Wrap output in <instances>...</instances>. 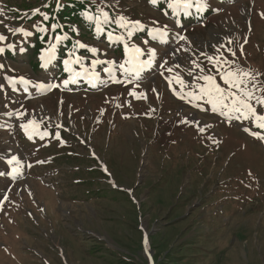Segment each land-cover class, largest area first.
Listing matches in <instances>:
<instances>
[{"label":"rangeland","instance_id":"rangeland-1","mask_svg":"<svg viewBox=\"0 0 264 264\" xmlns=\"http://www.w3.org/2000/svg\"><path fill=\"white\" fill-rule=\"evenodd\" d=\"M61 2L57 10L56 0H0L6 37L0 42L6 49L0 55V171H11L6 160L12 155L22 166L17 177H0V264H264V141L177 98L175 79L169 86L154 66L135 88L107 76L95 88L80 82L48 92L28 85L24 92L23 85L15 91L7 85L4 75L37 83L67 78L62 59L71 40L60 46L52 70L40 67L45 45L35 28L42 17L32 15L37 8L53 18L46 26L59 22L68 31L77 25L79 36L70 35L98 47L101 59H123L120 45L109 47L106 35L96 38L83 21L87 0ZM210 3L202 17L182 18L193 49L218 55L212 45L223 43L229 60L264 73V0ZM118 11L145 24L172 19L149 0H119ZM10 28L34 34L26 38ZM164 47L178 44L170 40ZM188 55L168 59L183 66L176 72L190 82ZM133 89L146 99L131 96ZM20 110L27 112L22 119L6 115ZM32 118L50 133L44 140H29L21 129ZM196 122L211 127L200 132Z\"/></svg>","mask_w":264,"mask_h":264},{"label":"snow or ice","instance_id":"snow-or-ice-1","mask_svg":"<svg viewBox=\"0 0 264 264\" xmlns=\"http://www.w3.org/2000/svg\"><path fill=\"white\" fill-rule=\"evenodd\" d=\"M149 3L161 11L165 18L172 17V19L164 24L156 19H151L149 24L140 20H132L118 11L119 0H99V2L87 0L85 9L81 11L80 15L83 21L90 29H94L96 38L106 35L109 47L122 45L123 59L119 62L115 58L101 59L97 55L101 51L98 47L90 46L80 39H74L70 33L79 36L80 29L77 25H68V31H64L65 25L59 22H52L50 27L46 26L43 22H49L53 18L39 8L34 9L32 15L42 17V23L35 26L36 31L40 33L39 39L45 45L40 49L38 55L42 69H48L58 60L59 48L64 45L65 41H72V46L65 49V57L62 59L63 72L67 74V78L63 79L61 83H37L24 76L4 75L3 79L13 91L19 84L24 86V92L28 91V85L42 92H48L62 86L67 87L69 84L79 83L80 80H86L95 88L98 84L105 83L101 79V72L97 71V66H101V71L108 75L111 82L125 85L135 82L138 87L142 75L155 66L161 70L159 74L168 81L169 86L172 85L174 78L180 84L181 91L176 92L175 89H172L177 98L201 111L210 110L222 118V122L228 126H239L243 132L264 141V80L260 79L264 73L245 69L236 60H229L221 52V49L224 48L223 43L212 45L218 55H211L198 49L194 50L191 40L183 32L182 18L202 17L211 9L210 0H149ZM64 6L61 0H56L57 10ZM43 7L48 8L50 5L45 4ZM212 10L219 11V9ZM261 15L264 16V13ZM57 29L60 31L57 32ZM9 31L13 34L22 33L26 38L34 34L23 28H10ZM138 32L145 33L141 44H137L134 40V36ZM45 36H47V40H45ZM5 40L6 37L0 34V42ZM170 40L177 43L178 47L166 49L164 46L168 45ZM153 42L158 47H153ZM227 43L231 44L232 41L229 40ZM245 43H247V38H245ZM7 48L15 49L16 45L8 44ZM81 49H87L91 53V57L87 58L90 59V64L87 66L85 65L86 57L79 55ZM5 50V47H0V54H3ZM25 50L24 47L19 48L21 53ZM240 50L243 54V45L240 46ZM197 51H199V55H196ZM226 51L233 57L236 56V52L231 48H227ZM179 53L189 54L191 67L186 70V75L190 78V82L185 81L180 72L175 71L176 69H180L181 72L185 71L180 63H169L168 57L175 58ZM104 55L106 56L107 53ZM200 57H203L204 61H201ZM205 61L210 65L207 69L203 66ZM4 68L5 66L0 64V71H3ZM117 72L121 73L124 79H118ZM165 72L175 75L174 77L165 76ZM4 90L5 84H0V92ZM153 91L156 90L153 89ZM129 94L135 98L146 99L144 93L138 96L134 89ZM206 105L209 107L206 108ZM6 115L22 119L27 115V112L9 111ZM181 122L189 123V120L186 118ZM196 123L199 127V122ZM20 127L27 134L29 140L35 136L44 140L50 135L47 130L40 131V123L35 118L21 123ZM205 127H211V125L199 127V131L204 132ZM209 138L211 139V137ZM55 139H61L59 133H56ZM61 142L63 143V141ZM214 142L219 143V141ZM38 163H42V161H38ZM6 164L11 166V171H0V177L15 178L22 174L21 161L16 155L8 158ZM3 200L7 201L8 197L5 195ZM0 205H2V201H0Z\"/></svg>","mask_w":264,"mask_h":264}]
</instances>
